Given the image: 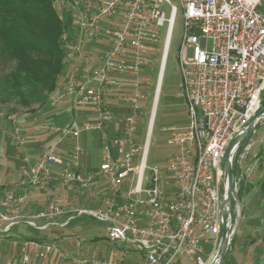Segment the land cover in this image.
<instances>
[{
    "label": "built area",
    "instance_id": "1",
    "mask_svg": "<svg viewBox=\"0 0 264 264\" xmlns=\"http://www.w3.org/2000/svg\"><path fill=\"white\" fill-rule=\"evenodd\" d=\"M181 41L177 63L179 96L187 109V126L171 128L167 139L176 151L164 173L147 166L156 101L178 8L170 0H59L54 3L66 25L60 41L66 58L83 54L84 41L102 39L106 49L88 57L66 77L64 87L48 99L65 106L68 115L88 112L91 119L71 118L62 125L47 121L35 133L55 137L32 165L23 159L21 174L0 192V239L17 227L37 233L66 230L75 222L104 224L114 245L109 257L86 255L79 234H61L21 242L24 257L47 261L58 253L69 264H205L202 243L211 236L210 258L220 241V206L226 181L222 168L231 141L243 133L261 108L264 95V5L261 0H177ZM163 7L169 9L166 17ZM166 25L145 137L139 140L148 68L156 63L160 33ZM191 54H188V51ZM19 146L24 131L14 115L5 117ZM100 143L96 172L80 165L82 135ZM241 146L234 151L233 160ZM233 179L237 203L243 180ZM102 180L99 205L63 203L51 195L54 186L77 194ZM169 189L166 190L165 188ZM45 195L42 207L30 209V193ZM81 220V221H79ZM232 237V215L229 222ZM54 235V233L52 234ZM75 241L74 252L61 249ZM15 244V242L13 243Z\"/></svg>",
    "mask_w": 264,
    "mask_h": 264
},
{
    "label": "rangeland",
    "instance_id": "2",
    "mask_svg": "<svg viewBox=\"0 0 264 264\" xmlns=\"http://www.w3.org/2000/svg\"><path fill=\"white\" fill-rule=\"evenodd\" d=\"M172 5L178 8L177 17L173 26L171 40L169 49L167 52V57L164 65L163 75L161 79L160 92L158 99L156 101L153 124L151 127L148 152H147V166L149 168H156L161 173H164L167 167V161L169 157L175 153L176 149L173 146H169L166 141L172 135L170 131L171 128L180 129L187 126V109L184 100L179 96L181 78L177 63V53L181 41V20H180V9L177 0H170ZM166 17L169 16V9L163 7ZM166 25L162 28L160 33V44L159 53L156 56V63L154 66L148 68V86L145 87L147 93V100L144 103V110L142 113V122L139 126V140L142 143L145 137L147 122L149 118L150 108L152 104L153 90L156 84L157 70L160 63V51L163 45L165 37ZM84 48L83 54L81 56L75 57L73 59H64V70L58 78L59 88L64 85L66 77L70 76L73 69L82 63V60L88 57L89 51L93 50H103L106 49V43L100 39L97 41H89L83 38ZM191 54V51H188ZM0 73L5 75L11 70V63L5 62L3 59L0 60ZM65 74L67 76H65ZM27 91H23L22 97H17L9 89H7L3 95V103L0 108V184L17 178L21 174V169L23 164V159L32 158L34 152L41 150L43 146L46 145V139L48 136L39 135L35 133L34 128L46 123L44 119H38L34 121L32 129L24 132V139L19 146L13 143L12 132L13 129L10 125L6 123L5 117L14 115L19 120L20 118H27L36 113L37 111L46 110L48 108V99L52 94L46 95L43 105H38L32 103V98L29 96ZM264 100V95L262 101ZM28 103L24 106L23 103ZM262 104V103H261ZM257 132L247 140L246 147L249 146V151L247 152L245 159L241 162L242 171L245 172V166L250 167L251 172L246 171L243 174V180L247 183L252 181V183L257 179L256 168L258 164L256 160H259V153L264 147V121L258 125L256 128ZM52 138V137H50ZM51 141V139H49ZM47 141V143L49 142ZM35 147V151L31 148ZM94 162V161H93ZM99 157L96 159L94 166L98 168ZM224 168V163L222 164ZM244 168V169H243ZM250 184V183H249ZM251 185V184H250ZM93 187L85 191L83 195L86 194L87 201L91 204L100 203L101 193L98 190H92ZM166 190L169 188L166 187ZM260 197V194H257ZM248 198L250 204L243 199L238 200L236 207L232 211L233 220V230L231 243L228 247L229 256H236L242 259H249L250 256H259L262 251H264V217L255 220L257 217V212H253L257 209V201L259 198ZM78 199V198H76ZM248 206V207H247ZM247 208V209H246ZM253 210V211H252ZM263 222H260V221ZM81 221V220H79ZM78 222V221H77ZM82 222V221H81ZM76 223V222H75ZM84 224L77 227L76 232L82 237V247L81 251L86 255H97L100 257H107L110 250L114 249V245L105 241V227L104 224L95 223L93 221L85 220ZM93 238H98L97 241L92 242ZM75 240L70 238L68 240V246L62 248L61 250L65 253H71V246L75 244ZM212 237L207 236L206 242L202 243L203 246V257L205 264H209ZM74 252V251H73ZM55 254V253H54ZM53 255V254H52ZM52 255L50 256L52 258ZM215 255V253H212ZM57 257L58 253H57ZM55 258V255L53 256ZM57 262L61 264H69L68 261H61L56 258ZM250 260V259H249ZM246 262V261H245ZM183 264H191L187 259H182ZM247 263V262H246ZM245 263V264H246ZM244 264V263H243ZM249 264H259L249 262Z\"/></svg>",
    "mask_w": 264,
    "mask_h": 264
},
{
    "label": "trees",
    "instance_id": "3",
    "mask_svg": "<svg viewBox=\"0 0 264 264\" xmlns=\"http://www.w3.org/2000/svg\"><path fill=\"white\" fill-rule=\"evenodd\" d=\"M56 1L59 0H0V60L12 65L8 73H0V108L7 89L20 98L23 91L28 90L32 103L40 106L46 95L56 93L60 87L58 78L64 70L65 59L60 38L66 25L58 17L54 7ZM241 148L232 162L233 179L240 174L237 162ZM247 192L248 184L241 180L237 199ZM231 206L233 211L234 201ZM228 256L229 249L223 264H234Z\"/></svg>",
    "mask_w": 264,
    "mask_h": 264
},
{
    "label": "crops",
    "instance_id": "4",
    "mask_svg": "<svg viewBox=\"0 0 264 264\" xmlns=\"http://www.w3.org/2000/svg\"><path fill=\"white\" fill-rule=\"evenodd\" d=\"M63 87L64 85H62L61 88H58L56 93L60 92L63 89ZM66 109L67 108L65 106L56 109H53L48 106L46 110L43 111L39 110L30 117L20 118L18 120V123L20 127L23 129V131L27 132L28 130L32 129L31 127L34 124V121L38 119L51 121L55 125H62L63 123L69 121L71 118L77 119L79 121L91 119L88 112L81 111V112H77L74 115H68ZM256 130L254 134L257 132ZM49 139H51V141H49ZM54 140L55 137L50 138V136H48L47 139L45 140L46 145L43 146L40 151L34 152V156L32 158H29L28 163L30 165L34 164L37 158L39 157L40 152L44 148L51 145L54 142ZM47 141L49 142L47 143ZM78 143L83 148L84 151L83 155L80 158V165L87 171L96 172L97 168L94 166V163L98 157L100 160V143L99 140L97 139V136L95 134L82 135ZM262 148L263 150L259 153L260 158L259 160H256L257 162H255V164H258L256 168V174L258 175L257 179L253 183L252 181H249L251 185L247 183V181L245 182V184H248V192L241 198V199L244 198V200L250 204L251 201L248 200V198H252V197L257 198L258 197L257 194H260L259 195L260 197H258L259 200L257 201V205L255 206L257 209H255L254 211L252 210L253 212H257V217L255 218L256 221L257 219H259V217L260 218L264 217V147ZM31 149L35 151V147ZM245 167H246L245 169L243 168L245 172L247 171L248 174L249 172H251L252 174V170L250 169V167L248 166ZM18 178L19 176L10 181H16ZM10 181L0 184V192L5 187V185L8 184ZM101 185H102V180L96 179L92 190H98V193H101L100 194L101 198H103L105 193L103 189H101ZM50 194L59 197L63 203L71 202L77 206L78 205L90 206L89 205L90 201H87L88 199L86 198V194L85 195L81 193L77 194L75 191L71 189H65V188H61L60 186H54ZM29 199H30V209H35L38 207H42L44 205L45 195L36 190H33L29 195ZM91 205L96 207L97 205H99V202ZM260 222L263 221L261 220ZM82 224L84 223L77 222L71 225V227L66 230L53 231L54 235H52L53 233L52 234L37 233L25 227H17L13 229L7 237L0 239V264H61L60 262L59 263L57 262L56 258H59L57 257V253L53 254L52 258L49 257L47 261H42L37 259L36 256L30 252L27 254V257L25 258L21 250V242L31 240L32 238L35 239H40L43 237L48 238L56 235L69 234V233L78 234L76 232L77 227ZM14 242L15 244H13ZM73 247L74 244H72L71 249H73ZM210 251L211 249L209 250V252ZM71 252H73V250H71ZM110 253L111 250L107 254V257L110 256ZM54 255L55 258H53ZM249 259H242V258L240 259L236 256L234 257L232 256V260L234 264H243V263L245 264L246 262H247L246 264H249V262L256 263V260L258 261L259 264H264V251H262L259 256H254V255L250 256Z\"/></svg>",
    "mask_w": 264,
    "mask_h": 264
},
{
    "label": "water",
    "instance_id": "5",
    "mask_svg": "<svg viewBox=\"0 0 264 264\" xmlns=\"http://www.w3.org/2000/svg\"><path fill=\"white\" fill-rule=\"evenodd\" d=\"M264 5V0H261ZM264 121V106L261 107L255 116L248 122L242 134L237 135L229 144L225 151L224 163V179L226 181V188L224 197L220 206V241L216 254L217 264H223L226 252L231 243V231L229 222L232 215V194H233V175H232V159L234 151L243 143L251 138L256 127Z\"/></svg>",
    "mask_w": 264,
    "mask_h": 264
},
{
    "label": "bare ground",
    "instance_id": "6",
    "mask_svg": "<svg viewBox=\"0 0 264 264\" xmlns=\"http://www.w3.org/2000/svg\"><path fill=\"white\" fill-rule=\"evenodd\" d=\"M209 264H217V258L215 256L212 257Z\"/></svg>",
    "mask_w": 264,
    "mask_h": 264
}]
</instances>
